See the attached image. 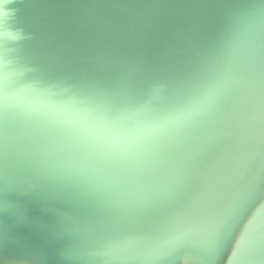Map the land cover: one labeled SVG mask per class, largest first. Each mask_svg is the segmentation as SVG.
Here are the masks:
<instances>
[{
	"label": "water",
	"instance_id": "95a60500",
	"mask_svg": "<svg viewBox=\"0 0 264 264\" xmlns=\"http://www.w3.org/2000/svg\"><path fill=\"white\" fill-rule=\"evenodd\" d=\"M0 264H264V0H0Z\"/></svg>",
	"mask_w": 264,
	"mask_h": 264
}]
</instances>
